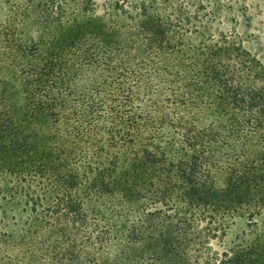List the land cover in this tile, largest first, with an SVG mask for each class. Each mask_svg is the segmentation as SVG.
I'll use <instances>...</instances> for the list:
<instances>
[{"label":"trees","instance_id":"16d2710c","mask_svg":"<svg viewBox=\"0 0 264 264\" xmlns=\"http://www.w3.org/2000/svg\"><path fill=\"white\" fill-rule=\"evenodd\" d=\"M160 1L107 20L87 0H0V177L25 213L0 264H264V53ZM198 212L261 231L206 255Z\"/></svg>","mask_w":264,"mask_h":264},{"label":"rangeland","instance_id":"374dc122","mask_svg":"<svg viewBox=\"0 0 264 264\" xmlns=\"http://www.w3.org/2000/svg\"><path fill=\"white\" fill-rule=\"evenodd\" d=\"M44 5L48 7H78L79 1L72 0H43ZM190 0H175V7H207L213 10L216 15L214 27L224 31H233L236 29L246 47L253 52L261 55L264 53V0H203L201 4L193 5ZM141 0H87L86 6L89 7V13H97L107 20H116L124 17L135 16L140 7ZM155 7L164 6L162 0ZM108 165L109 163H104ZM127 163H121L125 166ZM163 181L156 183L165 184L166 176L162 177ZM149 186H147L148 188ZM16 178L9 174L3 173L0 177V230L9 232L16 231L19 221L24 217L23 197L16 192ZM155 190V187H151ZM155 191L145 196V203L149 211L159 208L161 204L156 202ZM109 216L111 223L124 221L127 212L123 208H115V202L107 200ZM199 213V212H198ZM263 216V215H262ZM262 216H256L258 221ZM203 213L197 215L199 225L196 236L201 237L203 249L206 255L214 253L222 258L223 252L231 251L236 245H248L254 241L257 232L261 231L262 223L259 226H249L255 218H250L247 214L224 213L214 215L213 218L202 219ZM157 220H152L150 226Z\"/></svg>","mask_w":264,"mask_h":264}]
</instances>
